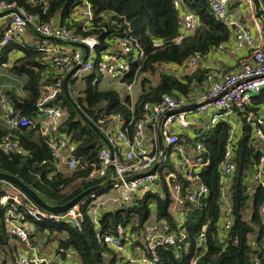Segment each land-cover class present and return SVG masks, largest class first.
Returning <instances> with one entry per match:
<instances>
[{
	"label": "trees",
	"instance_id": "1",
	"mask_svg": "<svg viewBox=\"0 0 264 264\" xmlns=\"http://www.w3.org/2000/svg\"><path fill=\"white\" fill-rule=\"evenodd\" d=\"M14 1L25 9L38 13L41 19L54 17L60 23L83 32L79 22L69 20L71 12L83 0L45 2L39 0L36 3L29 0ZM87 1L95 14L100 12L105 14V17L95 18V27L88 33L99 35L104 42L109 35H122L128 32L138 39L144 49L146 57L139 69L140 77L134 87L133 98L122 89L121 93L120 88L116 86L117 83L102 78L99 74L86 76L80 84L69 79L67 94L62 83L63 74L44 60L42 51L23 36L21 40L15 39L0 50V65H6L17 75L26 76L22 87L27 91V96H20L13 90L6 92L14 109L20 115H25L33 121L37 120L40 115L37 102L42 95L43 84L55 82L57 78L61 79L60 90L52 103L63 110L58 132L69 136L75 142L74 155L80 162L77 168L72 171L57 168L48 147V136L38 130L37 124L29 128L12 129L7 125L0 126V142L9 134L23 149L21 153H7L0 147V171L16 175L52 204H62L83 189L111 176L112 171L108 170L100 177H93V171L100 164L98 151L106 144L105 136L100 129L101 124H107L105 118L119 112L126 120L131 117L137 119L141 116L142 103L145 101L153 102L167 93L192 94L202 85L209 71V68L199 62L210 49L228 39L231 34V28L214 17L206 0H185L198 13L199 23L191 35L178 42L175 37L180 16L173 6V0ZM253 1L256 11L264 16L260 0ZM37 38L41 40V37ZM104 47L103 44H99L96 48L101 50ZM9 51L13 52L11 56L14 52L19 54L13 55L10 60ZM197 52L200 53L197 63L188 66L187 60ZM168 65L182 66L181 74L176 75ZM71 86L76 89L74 93L70 92ZM251 98L253 102L251 109L257 111L264 105V86ZM228 129L229 125L225 120H219L209 131L199 127L197 138L202 141L209 160L200 176L207 184L208 192L197 202L184 199L187 214L182 224L177 223L169 210L171 195L164 181V173L165 169L176 171V168L168 156L170 148L167 147L165 148L167 156L157 169L160 173V186L157 191H148L142 196L133 194L126 201L119 203L114 202L107 193L112 185L97 190L94 196L89 195L79 203V208L84 214L81 229L68 221L46 218L34 220L26 215L24 219L31 226L30 242L37 244L43 237L55 241L54 251L61 257L62 250L72 248L77 264H121V257L111 247L99 241L97 232H113L118 224L127 227L130 232L141 230L153 214L155 221L162 223L161 227L165 231H171L175 235L185 233L182 241L158 248L160 264H191L193 258L195 264H264V215L261 213L264 189L256 187L247 178L253 159L261 150L256 140L252 138L249 128L234 144L232 160L235 168L226 178L225 192L230 204L229 215L232 222L224 234L220 229V221L225 215L218 188L217 164L223 156ZM178 180L182 182L181 191L184 194L188 182ZM13 188L7 181L0 180V194ZM99 195L100 197H97ZM102 200L104 203L110 202L112 206L102 209L98 215L95 207L99 206L98 202ZM151 201H154L153 206L150 204ZM14 206L22 209L21 205ZM202 230L204 242L201 244L196 234ZM21 246L23 243L8 232L2 210L0 262L6 263L8 258L13 262ZM42 247L40 244L41 253Z\"/></svg>",
	"mask_w": 264,
	"mask_h": 264
},
{
	"label": "built area",
	"instance_id": "2",
	"mask_svg": "<svg viewBox=\"0 0 264 264\" xmlns=\"http://www.w3.org/2000/svg\"><path fill=\"white\" fill-rule=\"evenodd\" d=\"M32 3L39 0H29ZM45 2V0H43ZM216 19L232 28L228 39L217 44L214 48L224 51L246 49V53L237 65L231 68H210L200 87L192 94L163 95L153 102L142 103L141 116L137 119L126 120L119 112L105 118L107 124L100 125L106 144L101 146L97 157L100 164L93 171V177H100L108 170L114 177L112 187L116 194L114 200L124 202L133 194L142 196L148 191H157L160 186L158 166L167 156L165 148L169 147L168 156L174 162L176 171L165 169L164 181L171 192L169 210L182 224L186 219L187 210L184 199L197 202L208 192V186L201 180L200 173L209 160L205 154V147L197 138L198 125L209 131L219 120H225L228 125V137L222 158L217 164L219 171L218 188L221 192L224 217L220 221L222 234L231 226L230 204L225 195L226 178L235 168L232 160L234 144L247 128L252 138L256 140L261 152L253 159L248 171V179L256 187L264 189V105L257 111L252 110L251 96L264 86V16L262 27L255 33L247 26L237 21L229 11L228 0H206ZM248 12L256 13L253 0H241ZM173 6L180 16L176 42L191 35L199 23L198 13L185 0H173ZM262 8V6H261ZM256 16H261L257 14ZM96 17H105L100 12L95 14L87 0H83L70 14V21L79 22L83 32L74 27L60 23L58 19L49 17L41 19L34 11L25 9L16 1L0 0V37L1 48L15 39H21L24 28L41 37L33 42L42 51V58L50 62L64 78L72 70L67 79L79 82L86 76L99 74L102 78L112 80L118 87L129 95L139 81V69L146 57L143 47L136 37L130 33L109 35L104 42L99 35L88 33L94 26ZM128 24V23H127ZM85 44L88 50L80 45ZM103 44L105 47L98 50L96 47ZM213 49V48H212ZM196 53L187 60L188 66L197 63ZM179 75L178 68L182 66L168 65ZM207 67V66H206ZM209 68V67H208ZM61 79L45 83L42 86V95L37 102L40 115L37 120H31L20 115L6 96L0 95L2 118L8 128H29L37 124L38 130L46 134L48 147L57 168L72 171L80 164L74 155L75 142L69 136L59 133L58 126L63 117L60 106L52 100L60 90ZM76 89L71 86L70 92ZM195 103L192 107H186ZM132 108V103H131ZM160 130L164 144L161 159L154 170L151 168L161 155L158 146L157 130ZM0 147L5 152H23L19 142L9 134L5 135ZM263 150V151H262ZM132 174H137L131 176ZM171 179L176 181L172 182ZM178 179L188 182L182 194ZM255 189H253L254 191ZM15 204L21 205L22 209ZM154 205V201H151ZM3 210L7 222L8 232L23 243L15 254L13 262L2 264H77L75 251L72 248L62 250L59 261H51L41 253L37 244L29 240L30 225L25 220L29 216L34 220L53 219L73 223L78 229L84 221V214L78 205H74L62 212H51L36 205L31 199L13 188L9 192L0 194V212ZM261 213L264 215V200L261 204ZM96 220V219H95ZM140 241H133L127 234L126 227L118 224L113 232H97V238L102 244L111 247L118 256L127 258L130 245L144 252V264H160L158 248L169 246L185 238V233L175 235L165 231L160 223L147 222L140 230ZM197 239L204 242V232L199 231ZM135 242V243H134ZM191 264H195V258Z\"/></svg>",
	"mask_w": 264,
	"mask_h": 264
},
{
	"label": "crops",
	"instance_id": "3",
	"mask_svg": "<svg viewBox=\"0 0 264 264\" xmlns=\"http://www.w3.org/2000/svg\"><path fill=\"white\" fill-rule=\"evenodd\" d=\"M228 7H229V11L233 14V16L237 19V21L244 24L248 28H250L251 31L257 33L258 27H262V24H263L262 14H260L259 11H256V13L254 15H252L251 12H248L246 10V7L242 4L241 0H228ZM257 14H259L261 16H256ZM30 30H31L30 28H27V29L24 28L21 36H23V38H27V39L32 38L33 39L32 35L29 33V32H31ZM231 33H232V28H231ZM36 41H39V40L33 39L32 42H36ZM12 53L13 52H11V51H9V53H8L10 55V58H11ZM245 53H246V49H238L235 51H224L222 49L213 48V49H210L208 51V53L199 62V64L207 66V68L209 67V69L210 68H217V67L218 68H231V67L237 65V63L240 61V58H242ZM1 67H2V65H0V71H3V69ZM4 68H7V67H4ZM177 71L180 72V74H181L182 67L178 68ZM11 73H13V72H11ZM1 75H4V74H0V76ZM14 75H15L14 76L15 78L8 77L6 80V82L9 83L8 90H13L16 94H18L20 96H24V97L27 96V91L25 89H23V87H22L23 83L26 81V76H25L24 81L22 83V80H20L18 78L21 75H16V74H14ZM1 89L2 88H0V91H1ZM3 94L4 93H0V95H3ZM5 96L7 97L8 100H10L9 99L10 97L7 95V93L5 94ZM2 113H3L2 108L0 106V126H6V123L2 118ZM193 128L196 129L198 132V130H199L198 125H194ZM113 201L115 202V200H113ZM98 203L100 205L99 206L97 205L95 207V210H97L98 215L101 213L102 209L109 208V206H112V204L110 202L104 203L103 200L99 201ZM169 207H170V204H169ZM148 222H157V221H155L153 214H151ZM157 223H160V222H157ZM160 224L162 225V223H160ZM126 230H127V234L131 238L134 239L133 241L137 242L140 240V235H141L140 230H135L133 232H130L127 227H126ZM43 242H44V237L40 238L37 241V245L39 246V248H40V244L42 246H45ZM54 247H55V242L52 241V243L47 244L46 250H42L43 251L42 254H44L51 261H59L60 258L55 253ZM22 250L26 251V249H24V247ZM1 255L2 254L0 253V260H1ZM119 257H121V256H119ZM144 257H145V255H144L143 251L134 248L133 245H130L129 256L127 258H124V257L121 258V264H144V262H143ZM10 262H11V258H8L6 263H10Z\"/></svg>",
	"mask_w": 264,
	"mask_h": 264
},
{
	"label": "water",
	"instance_id": "4",
	"mask_svg": "<svg viewBox=\"0 0 264 264\" xmlns=\"http://www.w3.org/2000/svg\"><path fill=\"white\" fill-rule=\"evenodd\" d=\"M260 4L262 6V9L264 11V0H260ZM80 45L85 49V54L84 57L86 56V52L88 50V47L83 44L80 43ZM72 70H70L69 72H67V74L65 75L64 78V90L66 91L67 94H69L68 92V87H67V79L69 77V75L71 74ZM121 93L123 92L121 89L119 90ZM195 103H190L188 104L186 107H192L194 106ZM157 139H158V146L159 149L161 151V155L158 158L157 162L148 170H146V172H149L151 170H154L155 167L157 166V164L159 163L162 153L164 151V144H163V140H162V135L160 130H157ZM137 174H132L131 176H134ZM114 177L110 176L109 178L96 183L92 186H89L85 189H83L82 191L78 192L76 195H74L72 198H70L69 200H67L66 202L62 203V204H52L49 201H47L45 198H43L42 196H40L32 187L28 186L27 184H25L23 181H21L16 175L7 173V172H2L0 171V180H5L8 183H10L14 188L18 189L21 193H23L25 196H27L29 199H31L36 205H38L39 207L49 210L51 212H62L74 205H78L84 198H86L89 195H94V192L97 190H101L104 189L110 185H112V182L114 181Z\"/></svg>",
	"mask_w": 264,
	"mask_h": 264
},
{
	"label": "rangeland",
	"instance_id": "5",
	"mask_svg": "<svg viewBox=\"0 0 264 264\" xmlns=\"http://www.w3.org/2000/svg\"><path fill=\"white\" fill-rule=\"evenodd\" d=\"M31 35H32V37H33V39H35V40H37L38 38H37V36L38 35H36V34H34V33H31V32H29ZM33 39L32 38H30L29 39V41H33ZM19 40H21V39H19ZM15 54H19V52H14V54L13 55H15ZM13 55L11 56V58H10V60L12 59V57H13ZM4 67H7L6 65H2V69H3V71H0V74H4V75H1L0 76V88H2L1 89V91H0V93H4L3 95L5 96V94H6V92H7V90H8V88H9V83L8 82H6V80H7V78L8 77H10V78H15L14 76V74L13 73H11L10 72V70H8L7 68H4ZM168 68H169V66H168ZM17 75V74H16ZM20 80H22V83H23V81H24V78H25V75L24 74H22L21 76H19L18 77ZM76 83H78V82H76ZM79 84H80V81H79ZM116 86H119V85H116ZM121 89V88H120ZM134 89L135 88H133V90H132V92H131V96H132V98L134 97V95H135V91H134ZM108 193V195H110L111 196V198H112V200H114V196H115V194H116V191H115V188H113V187H111L110 188V190L107 192ZM170 194H171V192H170ZM94 196V195H93ZM97 197H100V195L99 196H97ZM96 197V198H97ZM116 201V200H115ZM44 241H46L45 242V246H43L42 248H43V250H46V248H47V244H50V243H52V241L50 240H48V239H45V237H44ZM55 242V241H54ZM43 252V251H42Z\"/></svg>",
	"mask_w": 264,
	"mask_h": 264
}]
</instances>
